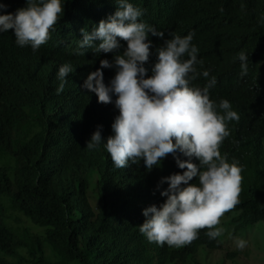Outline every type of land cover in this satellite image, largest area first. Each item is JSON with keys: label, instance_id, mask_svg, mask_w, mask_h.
Returning <instances> with one entry per match:
<instances>
[{"label": "trees", "instance_id": "obj_1", "mask_svg": "<svg viewBox=\"0 0 264 264\" xmlns=\"http://www.w3.org/2000/svg\"><path fill=\"white\" fill-rule=\"evenodd\" d=\"M133 1L144 10V22L164 38L192 33L197 59L203 62L196 65L197 73H209L197 75L192 83L202 87L215 77L209 98H224L237 112L239 119L227 122L229 135L219 151L240 167L238 203L220 216L215 227L223 232L215 239H208L207 229L201 228L183 247L149 243L138 230L142 209L163 201L155 187L161 177L183 170L171 154L151 170L139 168H145L142 160L135 168L129 164L118 169L101 145L87 149L86 141L74 136L76 126L90 123L94 112L87 94L78 93L75 101L71 94L53 99L44 87L49 77L18 65L22 57L35 54L16 47L3 32L0 264H207L209 252H219L225 236L251 229L258 231L264 245V0ZM0 4L7 5L0 11L14 12L25 0ZM115 8V0H62V14L53 25L60 33L41 54L52 53L62 36L75 34L86 21L105 19ZM148 38L152 48L163 42ZM241 49L249 56L244 76L235 59ZM117 182L127 184L126 197L118 198ZM166 186L161 184V189ZM237 255L226 252L213 264H243Z\"/></svg>", "mask_w": 264, "mask_h": 264}, {"label": "clouds", "instance_id": "obj_2", "mask_svg": "<svg viewBox=\"0 0 264 264\" xmlns=\"http://www.w3.org/2000/svg\"><path fill=\"white\" fill-rule=\"evenodd\" d=\"M115 5L105 19L86 21L75 34L62 36L47 55L41 52L60 33L53 25L62 14V0H25L14 12L0 11V33L35 54L22 57L18 65L49 77L44 87L53 99L71 94L75 101L78 93L87 94L93 115L90 123L74 129L87 149L101 145L118 169L129 164L135 168L142 160L145 168L138 167L151 170L171 154L183 170L161 177L155 187L163 201L142 209L138 230L149 243L183 247L201 228L207 229L208 239H215L223 232L215 227L220 216L238 203L240 167L222 155L219 146L229 135L227 122L239 116L228 100L209 98L215 77L202 87L192 83L197 75L209 73H197L196 65L203 62L197 59L191 32L166 39L144 22V10L135 1L115 0ZM6 8L0 4V10ZM149 35L162 39V44L152 48ZM248 57L243 49L235 55L240 76L248 71ZM59 108L55 104L54 113ZM117 187L118 198L126 197L127 184L117 182ZM99 194L105 199L103 192ZM245 244L243 239L235 241L238 249Z\"/></svg>", "mask_w": 264, "mask_h": 264}, {"label": "rangeland", "instance_id": "obj_3", "mask_svg": "<svg viewBox=\"0 0 264 264\" xmlns=\"http://www.w3.org/2000/svg\"><path fill=\"white\" fill-rule=\"evenodd\" d=\"M5 202V200H3ZM254 229L247 230L244 235H227L221 241L223 247L219 252H209L211 258H207V264H213L226 252H237V260L243 264H264V245L263 240L256 235L258 231ZM243 239L246 244L243 248H236L235 241ZM227 264V263H224Z\"/></svg>", "mask_w": 264, "mask_h": 264}, {"label": "bare ground", "instance_id": "obj_4", "mask_svg": "<svg viewBox=\"0 0 264 264\" xmlns=\"http://www.w3.org/2000/svg\"><path fill=\"white\" fill-rule=\"evenodd\" d=\"M85 28H86V27H85ZM74 55L76 56L77 54L75 53ZM61 64H62V63H61ZM61 64H60V65H61Z\"/></svg>", "mask_w": 264, "mask_h": 264}]
</instances>
